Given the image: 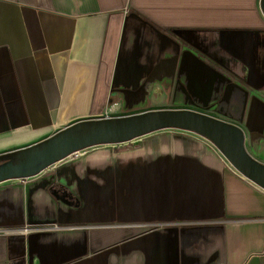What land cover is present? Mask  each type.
Wrapping results in <instances>:
<instances>
[{
	"label": "crops",
	"instance_id": "1",
	"mask_svg": "<svg viewBox=\"0 0 264 264\" xmlns=\"http://www.w3.org/2000/svg\"><path fill=\"white\" fill-rule=\"evenodd\" d=\"M164 108L264 163L261 0H0V154ZM0 264H264V189L193 132L90 147L0 182Z\"/></svg>",
	"mask_w": 264,
	"mask_h": 264
},
{
	"label": "water",
	"instance_id": "2",
	"mask_svg": "<svg viewBox=\"0 0 264 264\" xmlns=\"http://www.w3.org/2000/svg\"><path fill=\"white\" fill-rule=\"evenodd\" d=\"M261 9L264 14V0ZM170 128L207 138L238 172L264 189V163L248 151L243 129L189 108L154 109L77 121L39 142L0 154V182L35 176L78 150L125 143Z\"/></svg>",
	"mask_w": 264,
	"mask_h": 264
},
{
	"label": "built area",
	"instance_id": "3",
	"mask_svg": "<svg viewBox=\"0 0 264 264\" xmlns=\"http://www.w3.org/2000/svg\"><path fill=\"white\" fill-rule=\"evenodd\" d=\"M84 150L85 149L75 151L72 154H70L68 157H70V158H79L83 154ZM60 227L61 226L54 224V225L48 226L47 228L57 229V228H60ZM31 229H33V226H27V227L24 228V231H29ZM36 229H38V228H36Z\"/></svg>",
	"mask_w": 264,
	"mask_h": 264
},
{
	"label": "rangeland",
	"instance_id": "4",
	"mask_svg": "<svg viewBox=\"0 0 264 264\" xmlns=\"http://www.w3.org/2000/svg\"><path fill=\"white\" fill-rule=\"evenodd\" d=\"M176 130H180V129H176ZM183 131H185V130H183ZM187 132H189V131H187ZM199 136H201V135H199ZM143 137V136H142ZM142 137H138V138H142ZM205 138V137H204ZM207 139V138H206ZM128 143L129 142H125V143H122L123 145H128ZM213 143V142H212ZM121 144V143H120ZM214 144V143H213ZM103 145H106V144H103ZM215 145V144H214ZM97 146H99V145H97ZM216 146V145H215ZM217 147V146H216ZM219 150V149H218ZM220 151V150H219ZM227 162L233 167V165L227 160ZM234 168V167H233Z\"/></svg>",
	"mask_w": 264,
	"mask_h": 264
}]
</instances>
